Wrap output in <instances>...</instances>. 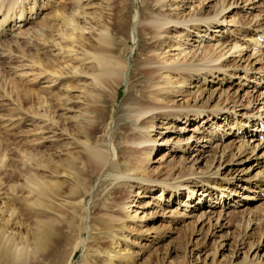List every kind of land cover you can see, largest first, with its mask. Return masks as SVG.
I'll return each mask as SVG.
<instances>
[{"label":"rangeland","instance_id":"rangeland-1","mask_svg":"<svg viewBox=\"0 0 264 264\" xmlns=\"http://www.w3.org/2000/svg\"><path fill=\"white\" fill-rule=\"evenodd\" d=\"M51 2L48 6L40 7L37 14L30 15L32 0H25L23 8L31 19L24 23H15L18 21L17 12L12 13L14 15L9 20L7 18L6 22L3 21L6 13L0 12V31L4 29V33H10L11 37L18 34V42L27 48V56L20 52L0 54V153L8 154L0 165V206L8 200L17 202L16 212L10 219V222L13 221L14 232L29 234L37 230L39 221L47 217L55 219L46 250L31 255L28 264H81L86 244H90V250L96 255V242L107 241L106 238H100L107 233L98 226L89 230L88 222L94 221L98 225L103 219L101 213L104 212L95 211L91 205L97 201L102 202V197L114 188L119 191L112 193L113 196L127 197L125 202H131L128 203L130 207L119 211L126 226L116 229L118 233L115 240L120 241V248H123V235L130 237L128 247L125 252H121H133L136 263L148 260L156 250H159L155 259L157 264H177L183 257L187 264H237L245 258L246 261L264 263V147L258 146L264 141V131L259 136L258 130L251 132L252 126L243 124L248 113L254 115L264 111V79H257L260 74L264 76V35L257 36L259 43L255 46L249 36V29L258 28L259 25L264 27V0H167L164 6L157 4L156 0H81L76 6L82 12L78 11L74 17L78 26L73 31L74 38L63 39L58 31L61 23L54 21L57 24L51 31L47 29L44 33V37H49L45 41L40 34L33 32L34 27L37 28L38 23L48 18L55 9L70 12L75 8L74 0ZM222 3L227 6L216 16V21L211 22V26H217L219 31L209 27L203 35L201 30L205 27L204 22H189L188 27L169 24L163 28L166 32L153 38L147 31L139 29L148 26L150 16L160 11L180 16L204 10L211 15ZM117 16L120 26L128 33L120 34L113 30L110 32V40L114 48L123 50L122 58L128 65L120 84L110 90L113 95L117 89V97L113 104L108 105L110 118L106 126L99 129L104 140L97 145L103 150L108 146L110 161L115 159L110 144L112 132L121 123L127 122V108L138 99L150 101L146 97L150 82L147 77L137 80L138 69L157 68L164 61L172 67L187 59L190 63L204 64L208 66L205 69H212L213 72H207L206 79L200 78L180 91L177 90L179 83L172 91H161V94L168 96V102L163 105L170 108L155 111L156 115H160L153 120L154 127L150 136L156 143H145V146L154 145L146 169L153 178L155 175H159V178L172 175L175 180H165L169 184L198 181L200 185L205 183L207 186L206 182L209 181L207 192L211 194L202 196L199 191H195L193 198L188 199L189 190L179 187L176 191L178 195L173 199L169 197L170 192L160 193L157 182H141L139 178L118 179L121 172L115 169L95 174L83 201L85 228L77 243L80 240L83 242L77 246L76 254L71 259L68 255L75 245L76 234L68 231L71 213L69 206L79 198L67 193L70 186L68 174L54 171L57 158L67 155L69 151L78 150L80 144L67 134L68 131L62 132L57 122L63 121L69 127L74 122H89L84 117L89 118L91 114L83 112L81 117L74 115L86 105L82 99V86L90 88L91 76L77 73L73 77L74 73H65L58 75L55 80L50 71L61 69V64L67 71L70 66L80 62L90 64L89 60L82 61L87 57L83 52L84 46L96 43V37L101 33L99 28L103 25L109 27ZM71 25L62 26L61 29L70 33ZM134 26L138 28L136 34ZM21 31L25 34H20ZM2 40L0 37V42ZM152 40H157L158 44L155 42L149 47L148 43ZM179 43L183 45L177 47ZM37 47L41 57L49 64L52 63V66L47 67L48 70L32 61L31 57ZM208 47L212 48L215 57L220 56L217 61L198 60ZM151 61L156 62L149 64ZM217 65L223 66V69H213ZM261 68L262 72L258 75L256 72ZM245 69L251 71L244 78ZM162 72H166V69L160 68L153 74V78L160 77ZM131 73V78H128L127 75ZM167 73L172 81L181 78L173 72ZM129 89L135 99H131ZM64 92L69 100L65 106L58 105L60 101L57 98L63 99ZM110 98L107 95L104 101L108 104ZM250 100L252 103L248 104ZM176 105L185 107L171 108ZM195 106L204 109L201 116L210 114L209 119L204 118L198 122V118L185 121L164 116L165 111L177 114L182 110L190 111L191 114ZM219 108L224 110L219 111ZM213 112L219 114L217 118L211 114ZM239 126L240 129H237ZM120 141L122 139L118 136ZM161 151L166 153L163 159H160ZM29 156L31 158L27 160ZM48 156L51 161L47 166L37 164L38 159L43 164L44 158ZM34 173L59 185L54 187L53 192L56 193L45 198L51 207V212H48L50 216L41 214L40 210L45 208L33 203L36 195L28 193V188L24 186L26 177ZM10 186L14 187L13 192ZM184 202L187 205L182 206ZM105 212L115 214L113 211ZM248 219H252L249 224ZM90 226L93 227L92 224ZM62 233L66 238L55 244L56 238ZM104 245L98 243L97 248L102 251L101 246ZM112 247L114 251L117 250L116 244ZM98 255L102 263L107 264L104 251ZM0 264L10 263L0 259Z\"/></svg>","mask_w":264,"mask_h":264},{"label":"bare ground","instance_id":"bare-ground-1","mask_svg":"<svg viewBox=\"0 0 264 264\" xmlns=\"http://www.w3.org/2000/svg\"><path fill=\"white\" fill-rule=\"evenodd\" d=\"M24 1L25 0H0V12L3 11V14L6 13V16H4L3 21L6 22V19L8 18L7 20H9L12 13L17 12L16 15L18 17V21H15V23L17 22L24 23L25 21L31 19L30 15L37 14V11L40 7L42 8L52 3L51 2L52 0H46V1L32 0V4L31 6H29L30 15L28 17L26 11H24L23 8ZM80 1L81 0H74L75 5L73 4L74 5L73 7L75 8H73V10H71L70 12H66L64 11V9H55L48 18L45 17L38 23L37 28L34 27L33 32H35L36 35L40 34L39 36L42 37L41 39L47 41L49 37L48 35H45L44 37L45 31H47V29L51 31V29L55 26V24H57L54 21H60L61 24L58 25V31L61 37L63 39H70V40L73 39L74 38L73 31L78 28V26H76V23L74 22L75 14H77L78 11L82 12L81 10H78L76 8V6L79 4ZM166 1L167 0H156V3L157 4L160 3V6H164L166 5L165 3ZM221 1L224 2V0ZM226 6L227 5L224 3L220 4L218 9L215 10L214 13L211 15L210 12L206 13L204 10H198L195 13H191L190 15L181 14L180 16H178V14L176 16H172L166 14L164 11H160L150 16L147 22L149 24L148 26H142L139 29L141 31H145V32L147 31L151 35V37L156 38L159 37L163 32H166V29H163L164 26L166 25L175 24V25L188 27L187 24L189 22L192 23L204 22L203 26L205 27L202 28L201 30L204 35L209 27H213L214 31H219L217 30L218 29L217 26H211V22L214 19H216V16H218L225 9ZM16 8H18L19 10L16 11ZM139 13H141V11H139ZM118 19L119 18L117 16L116 20L113 23H111L109 27L103 25L101 28H99V31L101 33L99 36L96 37L97 38L96 43L85 46L83 45L85 47L83 52L85 55H87V57L83 58L82 61L89 60L90 64L86 65L85 63L80 62V64L70 66L68 71L61 64V69L60 68L51 69L50 71L55 76V80L58 79V75L61 76L64 75L65 73H74L73 77L76 76L75 74L77 73L78 74L83 73L91 76L90 88L87 89L85 86H82V91H83L82 99L84 102H86V105L78 112V114L74 115L75 117H81L83 112L91 114L89 118L84 117V119H87V121L89 122L84 123L83 120L79 122H74L72 123L73 125H70V127L67 126L66 123H64L63 121H59V123L57 122L62 132L66 133L68 131L67 134L71 135L73 139L75 141H78L80 144L78 150L69 151L67 155L65 154L57 158L55 162L56 169L54 171L56 173L68 174L69 179L68 178L67 179L70 180V186L67 193L71 196L74 195V198H79L77 202H74L69 206L71 213L69 215L70 225L68 231L73 235L76 234L74 241L75 245L73 246L71 252L68 255V257H71V259L76 254V249L78 248L77 246L83 242V240L82 242H80L81 241L80 240L79 243H77V240L81 239V236L83 234V228H85L83 227L84 210H85L84 207L85 205L83 201L85 200L84 199L85 194L89 192L88 185H90L92 181V177L95 174L97 175L102 171L115 169L121 172L118 179L120 178L123 179V177L127 179L139 178L141 182H146V183L157 182L160 185L159 187L160 193L162 194L165 192H170L169 197H173V199H176L178 195L176 191L179 190V187H186L189 190L187 193L188 199L193 198V194L195 193V191L196 192L199 191V194L202 196L203 195L208 196L211 194L210 192H207L209 189L208 183H210L207 180H206L207 186H205V183L200 185L198 181H191L190 184L181 183V182L169 184L167 182L168 180L167 181L165 180L166 179L175 180L172 175H166V177L163 178H159L160 177L159 175H155L156 177L154 176L153 178L150 175L149 171L146 169V163L150 160L151 152L154 149V145L145 146V143H156V140L154 138L152 139L150 136V132L154 127L153 120L157 115H160V114L156 115L155 111H159V110L162 111L163 109L170 108L167 105H163V103L168 102L167 101L168 96L161 94V91L163 89L164 90L170 89L172 91L176 87V84L178 83L179 86H177V90L180 91L186 85L188 84L190 85L191 83L196 82V80L200 78L206 79L207 77L206 75L208 74L207 72H210L211 74H213V72L212 69H205L208 66H205L204 64L197 65L194 63H190L188 62L189 60L187 59L185 62L178 63L172 67L168 66L169 64L166 63V61H164V64L160 65L161 67L157 66V68L146 67V68L138 69L136 71L137 80L141 81V77H143V79L147 77V80H149L150 82L149 85L150 89L148 90L149 93L146 96L150 101L138 99L140 101L137 100V102H135L134 105L127 108V114H128L127 122L121 123L116 128V130L112 132L110 144L112 145V149H113L112 151L114 153L115 159L110 161L111 153L108 146L105 150H103L100 146L97 145L99 142L104 140L103 134L102 135L99 134L100 132L99 129L105 127L108 118H110L107 109L108 105L113 104L115 98L117 97V89L115 90L113 95L111 94L110 90L112 88L114 89L117 88V85L120 84L124 76L126 67L128 65V62L124 58H122L123 50L114 48L113 47L114 45H112V41L110 40V32H112L113 30H115V32H120V34L128 33L127 30L124 31L122 29V27L118 22ZM218 21L219 20H217V23ZM15 23L12 25V27L15 26ZM70 24H72L70 27L71 30L70 33L67 30L65 31L61 29L62 26H68ZM19 26L20 25H18V28ZM259 26L260 27L255 29H249V32L251 33L249 36L252 43L254 44L253 45L251 43L253 46L259 43V41L256 39L257 36L264 35V27L262 28V25ZM134 31H136L134 32L135 34L138 31V28H136V26H134ZM20 34H25V33L21 31ZM16 35L18 34L15 33L14 36L11 37L10 33L8 32L4 33V29L0 31V37L3 38L2 42H0V54L6 53L10 55V54H14L15 52H20L22 53L23 56H27L26 54L27 48H25L24 46L21 45V43L18 42ZM156 41L157 40L155 41L152 40V42L148 43V46L149 47L152 46ZM163 41L164 40H162V42ZM156 44L158 43L156 42ZM182 45H183L182 43L176 44L177 47H181ZM38 50L39 48L37 47L36 53L34 52L35 54L32 55L31 57L32 61L34 64L43 67L45 70H48L47 67L52 66V63L49 64L47 60H45V58L41 57ZM211 51L212 48L211 49L209 47L205 48L203 51V56L200 57L198 60L202 62L217 61L220 56L215 57L216 55L214 56V53ZM155 62L156 61H151L149 64ZM65 65H67V63ZM167 67H170L171 69H167ZM160 68L166 69V72H162L160 77L153 78V74L158 70H160ZM202 69H205L204 72H201ZM213 69L221 70L223 69V66L221 65L213 66ZM243 71H244L243 77L245 78L247 77L246 76L247 72L251 70L245 69ZM167 72H173L175 76L179 75L181 78L179 80L172 81L169 73ZM261 72H262V68L256 73L259 75V73ZM132 74L133 73L128 74L127 77L131 78L130 75ZM257 79L258 80L264 79V76L260 74ZM1 85L4 88L3 84ZM65 86L69 87V85H65ZM75 86L77 85L75 84ZM139 86H141V84H139ZM159 86H163V88L162 87L159 88ZM105 89H107V91ZM130 90L131 89L128 90V94L132 97L131 99H135V96L131 94ZM65 95L66 93L64 92V96ZM107 95L111 96L108 104L104 101ZM57 100L60 101L58 105L65 106V103L69 100V98L65 96L63 99L57 98ZM96 103H102V105H97ZM251 103H252L251 100L248 101V104ZM183 107L185 106L176 105L175 107L172 106L171 108L175 109V108H183ZM195 108H196L195 110L191 111L192 112L191 114L190 111L183 112L182 110H180V112L177 114L171 113L170 111H165L164 116L165 118L172 119V117L173 118L175 117V119H183L185 121L196 120L198 118V122L200 120H204V118L209 119L210 114L201 116L205 112L204 109L198 108L197 106H195ZM223 110H224L223 108L221 109L219 108V111H223ZM211 114H214V112ZM218 115L219 114H214V117L217 118ZM247 116L248 117L244 119L243 124L245 125L249 124L250 126H252L251 132L254 129L258 130L259 131L258 135L260 136L261 131L262 130L264 131L263 128L264 111L254 115L252 114V112H250L248 113ZM237 129H240V126L237 127ZM130 130L132 131L126 134V132ZM61 136H63V133L61 134ZM118 136H120L122 142L121 141L118 142ZM259 142L260 141H258V143ZM258 146L263 148L264 141ZM254 148H256V144L254 145ZM161 152L162 153L160 154V159L166 155L165 151H161ZM133 154H135L134 157ZM35 155L36 154L34 153L33 156ZM7 156L8 154L0 153V165L3 164V160ZM41 157H43V153H41ZM30 158L31 156H29L27 160H29ZM50 161L51 159L48 156L44 158L43 164L41 163L40 159L37 160V164L40 166L41 165L47 166V163H49ZM70 175L72 177H70ZM51 182L52 181L46 180L40 175H36V173H34V174H29L26 177V183L24 184V186L28 188V193L31 194L34 193V195H36L35 198L36 201L33 200V203L37 204L38 206H41L42 208H45L44 210H40L41 214L44 216L51 215L48 213L51 212V207L49 206L50 204L47 202L45 198H49L50 196L49 194L56 193L53 192L54 187L56 188L59 186L58 183H51ZM196 186L199 188V190L198 188H196ZM9 189L11 190V192L14 191L13 186H10ZM116 191L118 192L119 190L114 188L112 192L108 191L106 195L102 197L103 198L101 199L102 202L97 201L91 205V208L93 207L95 211L97 209L98 211L103 210L104 212L101 213V215L103 216L102 219L103 221L100 220L101 222L98 225H96L94 221H92L91 223L88 222L89 230H94L95 229L94 226H98V228L101 231H105V233H107L106 236L100 237L101 240L106 238L107 241L96 242V249H95L97 252L96 255L95 253H93V251L90 250V244L89 245L86 244L83 255V263L81 264H104L102 263V258H100L98 255L103 251L107 256V259H105L107 264H157L155 262V259L158 256L157 254L159 253V250L153 252L154 254L150 256L148 260L140 263L135 262L133 252L122 253L125 252L126 247H128V240L130 239V237L127 236L126 234L123 235V243H124L123 248H120V246H122L119 245L120 241L115 240L116 234L118 233L116 229L119 226L121 228L126 226L125 222L123 221V217L120 216L119 214V211L126 210L127 207H130L128 203L131 202L130 201L125 202L124 199H126L127 197H123V196L120 197L118 195L113 196V194H115ZM220 192L222 193V191ZM109 196L112 197L108 198ZM222 196H224V194H222ZM167 201L169 202L170 198H168ZM16 203L17 202H15L14 200H8L7 202L3 203V206H0V259L2 261L9 262L10 264L11 263L28 264V262L31 259L30 258L31 255L35 256L36 253L42 251L44 252L46 250L45 249L46 244L48 243L51 237V233L53 230L52 227H54L55 219H53V217H47L45 220L39 221L36 226L37 230H34L29 234L28 233L23 234L20 231L14 232L13 231L14 228L12 226L13 221L10 222V219L13 217L14 213L16 212L17 209ZM183 205H187V203L184 202L182 206ZM105 211H113V213L115 214L106 213ZM77 215H79V218L77 217ZM126 215L129 216V214L127 213ZM251 220L252 219L250 220L248 219V224L250 223ZM90 224H92L93 226L92 228ZM65 238L66 236L62 233L56 238L55 244L59 243L61 240ZM125 239L127 241H124ZM98 243L100 244L102 243L106 245L108 244V245L101 246L103 248V250L101 251L97 248ZM115 244L117 249L116 251H114V248L112 247ZM184 247L186 248V244ZM169 264H176V263H169ZM177 264H187V262L183 257V259L180 260ZM237 264H264V263H257V262H253L252 260L246 261L245 258L240 263Z\"/></svg>","mask_w":264,"mask_h":264}]
</instances>
